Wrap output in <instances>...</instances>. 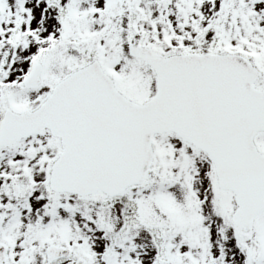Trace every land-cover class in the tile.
I'll list each match as a JSON object with an SVG mask.
<instances>
[{
  "label": "snow or ice",
  "instance_id": "snow-or-ice-1",
  "mask_svg": "<svg viewBox=\"0 0 264 264\" xmlns=\"http://www.w3.org/2000/svg\"><path fill=\"white\" fill-rule=\"evenodd\" d=\"M0 264H264V0H0Z\"/></svg>",
  "mask_w": 264,
  "mask_h": 264
}]
</instances>
